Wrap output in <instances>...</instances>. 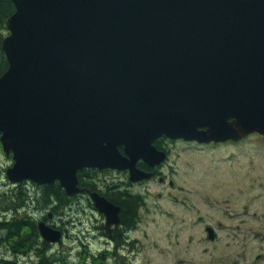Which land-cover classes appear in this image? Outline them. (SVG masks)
<instances>
[{"label":"water","instance_id":"95a60500","mask_svg":"<svg viewBox=\"0 0 264 264\" xmlns=\"http://www.w3.org/2000/svg\"><path fill=\"white\" fill-rule=\"evenodd\" d=\"M10 1L0 45L10 182H58L74 197L83 168L150 178L136 161L163 162L153 144L163 135L220 144L264 136V0ZM89 196L106 224L118 223V206ZM36 227L46 243L62 240L44 221Z\"/></svg>","mask_w":264,"mask_h":264},{"label":"rangeland","instance_id":"374dc122","mask_svg":"<svg viewBox=\"0 0 264 264\" xmlns=\"http://www.w3.org/2000/svg\"><path fill=\"white\" fill-rule=\"evenodd\" d=\"M162 168L164 183L150 180L133 186L143 201L138 211L131 258L104 259L108 264H264V137L251 134L236 141L199 145L176 140ZM0 146V200L12 197L16 186L9 184L5 170L13 160ZM92 183L118 184L122 176L93 175ZM169 182H172L170 184ZM22 191L27 206L16 213L39 219L45 214L41 192L26 183ZM39 201H38V200ZM85 197L72 201L57 213L56 223L65 228L61 242L51 244L50 256H63L66 264H93L101 242L94 227L100 213ZM37 202V203H36ZM41 202V201H40ZM0 204H4L0 201ZM41 205V206H40ZM0 209V220L4 215ZM7 214H13L10 211ZM13 216V215H12ZM55 223V222H53ZM215 229L210 240L205 226ZM1 234V231H0ZM0 255L16 264H35V253L15 255L0 242ZM260 258L257 259V256ZM103 258V257H102Z\"/></svg>","mask_w":264,"mask_h":264},{"label":"flooded vegetation","instance_id":"af4514ba","mask_svg":"<svg viewBox=\"0 0 264 264\" xmlns=\"http://www.w3.org/2000/svg\"><path fill=\"white\" fill-rule=\"evenodd\" d=\"M176 140H181V141H184L187 143H197L199 145H203L202 143H198L196 141H185L182 139H170L168 137H165L164 135L158 137L156 140L153 141V144L156 147V149L163 151L165 153V160H163V162H161L159 164H155V165H150L147 162H144L142 159L136 161V167L138 169L145 171V172H148V173L150 172L152 174V176L148 179H144V180L134 182V181L130 180L129 170L124 171L121 169H114V168L98 169V168H92V167L89 168L88 167V168H83V169L78 170L77 177L79 180V186L81 187V189H84V191L82 193L74 196V197H69L70 199L67 200V202H68L66 205L67 207H69L71 209L72 204H73L72 201L76 200V198H79V197H85L87 199L86 201H88L89 204L93 208H95L93 201L90 200L91 198L89 196V192L96 191L101 196L105 197L106 200L110 201L111 203H113L114 205H116L120 208V211H118L119 213H118V223L117 224H114V223L106 224L108 222V218L106 217V215L104 213H100L99 221H96V223L94 224V227L97 229L98 234H99V236H97V237L100 241H102L100 243L101 244L100 249H102V250H100L101 251L100 252L101 257H103L105 259L116 260V259H120L119 257L124 256V257H128V260H130L131 252H133V248L131 246L133 245L135 240H134V238H131V236L129 234L132 231H134L136 228L135 222H137V219H138V211L137 210L140 208V206L143 203V201L141 199L142 196H140L138 193L133 191V186L143 184L145 182H148L150 180H155V179L158 180V182L161 184L165 182L166 177L163 176L162 168L166 164L167 160L170 158V156L172 154V149H170V148L172 146V143ZM227 142H232V141H227ZM227 142H222V143H227ZM233 142H236V141H233ZM209 144L217 145L220 143L211 142V143H206L204 145H209ZM118 148H119V151L123 154V151H122L123 146H119ZM5 156L11 157L10 155H5ZM2 172H3V170L0 168V175H2ZM96 173H104V174H107L108 176L110 174H112V175L115 174L117 176L119 175V176L123 177V180H121L120 183H118V184H114V183L104 184V187H103L104 189L100 190L99 188H96L97 187L96 183L95 184L92 183L93 180H89L90 178H94L93 175ZM28 182L29 181H21L19 183L9 182V184H12L13 186H16L17 188H22ZM169 183L172 184V182H169ZM57 184L59 185L58 182H55L53 185H37L39 191L41 192L40 198H42V200H40V201L45 205L44 206L42 204V206L45 207L46 213L45 214L42 213L40 218L36 219L35 222L37 223L40 220L44 221L46 224L50 225L51 227H55V228L59 229L62 232V237H64L65 228L60 226V224L56 223V216H57V211H55V207L57 204L56 195H54V193L48 194L47 190H46L47 186H55ZM43 198H46L48 200L44 201ZM40 201L38 203L41 204ZM125 207H127V208L133 207L134 208V210H133L134 215H133L132 219L129 216L127 208H125ZM95 210H96V208H95ZM7 212L9 213L10 211H5L4 215H10V216H8L6 218H8V219L12 218L13 217L12 215H14V212L12 215L7 214ZM16 213H19V211H17ZM53 222H55V223H53ZM207 226H209V225H206L205 228ZM213 230H214L213 231L214 232V239L213 240H215V239H217V233L215 232L214 228H213ZM49 245H51V244H49ZM258 258H260V255L257 256V259ZM250 264H257V263H255L253 261Z\"/></svg>","mask_w":264,"mask_h":264},{"label":"trees","instance_id":"16d2710c","mask_svg":"<svg viewBox=\"0 0 264 264\" xmlns=\"http://www.w3.org/2000/svg\"><path fill=\"white\" fill-rule=\"evenodd\" d=\"M13 9V3L10 0H0V45L2 39L7 33L5 21L14 12ZM6 68L7 61L0 47V75L4 72V70H6ZM46 190L48 194L54 193V195H56L57 204L55 211L60 213L59 211L66 207L68 203L67 200L70 198L58 184L55 186H47ZM27 199L28 198L22 191V188H17L12 197L5 198L4 196L0 200L4 203L0 204L1 210L14 212L12 218L8 219L5 217L3 220H0V242L9 250L10 253L15 255H27L29 252L35 253L38 258L37 263L35 264H66L67 260H65L63 256L56 257L48 254L47 250L50 245L41 239L34 219H31L30 216H27L26 214L22 215L23 217L17 216V211L26 208ZM43 200L47 201L48 199L43 198ZM133 210V207L127 208L131 219L134 215ZM104 259L105 258H102L101 256H97V262H94L93 264H108L107 261H104ZM0 264L16 263L8 260L5 256L0 255Z\"/></svg>","mask_w":264,"mask_h":264}]
</instances>
